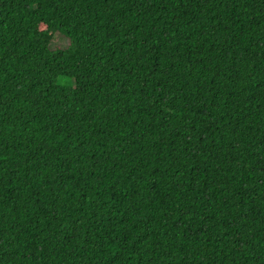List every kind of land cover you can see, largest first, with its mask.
Segmentation results:
<instances>
[{"label":"trees","instance_id":"1","mask_svg":"<svg viewBox=\"0 0 264 264\" xmlns=\"http://www.w3.org/2000/svg\"><path fill=\"white\" fill-rule=\"evenodd\" d=\"M0 264H264V0H0Z\"/></svg>","mask_w":264,"mask_h":264},{"label":"rangeland","instance_id":"2","mask_svg":"<svg viewBox=\"0 0 264 264\" xmlns=\"http://www.w3.org/2000/svg\"><path fill=\"white\" fill-rule=\"evenodd\" d=\"M67 40L59 34H56L51 43L52 47H63L66 46Z\"/></svg>","mask_w":264,"mask_h":264}]
</instances>
